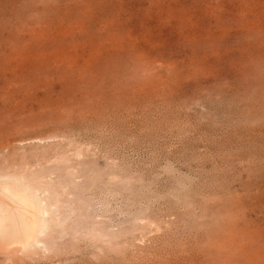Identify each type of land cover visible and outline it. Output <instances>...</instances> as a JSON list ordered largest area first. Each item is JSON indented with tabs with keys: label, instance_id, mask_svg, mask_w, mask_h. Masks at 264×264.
<instances>
[{
	"label": "rangeland",
	"instance_id": "obj_1",
	"mask_svg": "<svg viewBox=\"0 0 264 264\" xmlns=\"http://www.w3.org/2000/svg\"><path fill=\"white\" fill-rule=\"evenodd\" d=\"M8 168L65 184L0 264H264V0H0Z\"/></svg>",
	"mask_w": 264,
	"mask_h": 264
},
{
	"label": "snow or ice",
	"instance_id": "obj_2",
	"mask_svg": "<svg viewBox=\"0 0 264 264\" xmlns=\"http://www.w3.org/2000/svg\"><path fill=\"white\" fill-rule=\"evenodd\" d=\"M44 179L52 183H43ZM64 184V177L55 173L24 176L5 169L0 174V243L27 247L19 244L20 239L31 240L35 233L43 234L46 222L42 218L48 215L44 201L55 206L57 192ZM5 205L7 212L3 211Z\"/></svg>",
	"mask_w": 264,
	"mask_h": 264
},
{
	"label": "bare ground",
	"instance_id": "obj_3",
	"mask_svg": "<svg viewBox=\"0 0 264 264\" xmlns=\"http://www.w3.org/2000/svg\"><path fill=\"white\" fill-rule=\"evenodd\" d=\"M0 201H3V197H2V196H0ZM3 211H5V212L8 211L6 205H5L4 209H3ZM37 236H38V232L35 233V234L32 236L31 240L20 239L19 244H27V247H29V246L32 245L33 243L37 242ZM16 247H19V246L14 245V246H12V247H9V246H7V245H5V244L0 243V253H6V252H9L11 249L16 248ZM27 247H21V248H24V249H25V248H27Z\"/></svg>",
	"mask_w": 264,
	"mask_h": 264
}]
</instances>
